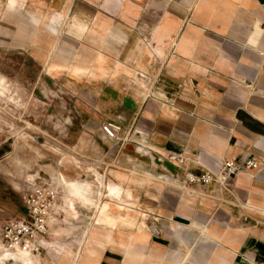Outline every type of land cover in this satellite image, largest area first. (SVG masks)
Wrapping results in <instances>:
<instances>
[{"label": "crops", "instance_id": "0c3cea01", "mask_svg": "<svg viewBox=\"0 0 264 264\" xmlns=\"http://www.w3.org/2000/svg\"><path fill=\"white\" fill-rule=\"evenodd\" d=\"M23 2L0 0V41L43 59L48 73L118 93L126 106L118 120L135 123L142 145L90 180L79 164L102 151L78 144L75 173L62 169L93 198L106 193L110 219L86 235L94 204L79 200L66 219L91 211L81 236L51 237L63 232L54 216L33 253L38 264H71L85 235L75 264H264V0H39L27 14L32 30L8 20ZM171 152L187 161L167 159ZM250 156L259 166L231 178L232 194L186 180ZM10 260L32 264H0Z\"/></svg>", "mask_w": 264, "mask_h": 264}, {"label": "rangeland", "instance_id": "374dc122", "mask_svg": "<svg viewBox=\"0 0 264 264\" xmlns=\"http://www.w3.org/2000/svg\"><path fill=\"white\" fill-rule=\"evenodd\" d=\"M6 1L3 0L4 5ZM35 1L39 0H24L8 18L9 23L14 22L11 21L13 18L16 21L22 19L21 28L32 30L27 14L33 11L32 7L35 8ZM13 47L6 41H0V74L5 76L13 90L22 88L29 94V99L25 108L16 106L11 100L0 102V243L4 245L2 225L11 218L22 217L27 213L23 203L26 191L37 184L53 185V173L51 176L45 170L51 164L63 173L62 166L67 167L74 174L75 163L81 162L83 158L77 157L76 150L77 147L80 149L78 144L81 141L89 149L93 142H97L101 149L98 152L102 151V154L96 153L93 156L90 153L91 158L87 157V161L91 163L85 161L79 164L81 170L90 174L85 175L90 180L94 179V170L104 172L108 167L114 168V165L116 168L123 166L121 155L134 154L142 146L138 141L139 131L135 128V123H121L118 120L126 107L119 104L122 100L118 93L99 89L94 80L86 76L78 78L68 72L48 73L44 70L43 59H35L28 50ZM97 96L101 98L97 100ZM109 120L122 126L120 139L111 138L103 131V124ZM83 133L92 137L82 139L79 134ZM140 153L138 162L145 155V152ZM59 157H63L64 161H59ZM167 159L163 161L168 162ZM36 169L40 174L35 181ZM28 174L34 175V186L28 185ZM59 186L55 187L59 203L62 201L56 210L58 219L54 215L49 223H53L52 219L56 218L63 227V232L60 235L52 233L51 237L58 236L57 239L61 242L74 244L90 221L91 211L82 206L83 215L79 221L66 219L70 216L64 211L63 199L59 194L66 189ZM140 209L141 206L135 205V210ZM46 251L42 252L44 256ZM74 253L70 254L71 263ZM12 257L20 258L18 255ZM5 264L22 263L10 260Z\"/></svg>", "mask_w": 264, "mask_h": 264}, {"label": "built area", "instance_id": "2783aa9c", "mask_svg": "<svg viewBox=\"0 0 264 264\" xmlns=\"http://www.w3.org/2000/svg\"><path fill=\"white\" fill-rule=\"evenodd\" d=\"M103 131L111 138H119L122 126L112 120L103 124ZM170 160H176L180 163L187 161V158L181 154L171 152ZM259 161L254 156L246 157L242 160L224 159L223 166L219 172L207 171L203 174L188 173L186 180L189 183L209 184L217 182L224 190L232 194V185L230 180L237 173L257 168ZM23 203L27 213L18 218L7 220L1 228L2 238L5 244L16 249L22 247L30 249L32 244L33 251H41L40 237L48 232V221L55 215V208L59 203L56 188L51 184L36 185L29 189L23 196Z\"/></svg>", "mask_w": 264, "mask_h": 264}, {"label": "bare ground", "instance_id": "6f19581e", "mask_svg": "<svg viewBox=\"0 0 264 264\" xmlns=\"http://www.w3.org/2000/svg\"><path fill=\"white\" fill-rule=\"evenodd\" d=\"M54 17H56L55 19L57 21L61 20V13L59 11H57L56 13H54ZM10 82H12V81H10ZM28 99H29V94H27L24 90H22V88H20V89L14 88V90H13L11 84L6 80L5 76L0 74V102L6 101V100H11L13 102V104H16V106H18V107L23 106L24 107L25 104L28 102ZM23 138H25V137H23ZM59 161L63 162L64 161L63 157L62 158L59 157ZM52 173H53V185H52V187L55 188V187L60 185L62 188L64 187L66 189V191L63 190L64 193L60 192L59 194H60L61 198L63 199V209L66 212L67 216L75 217L77 215V203L79 200L80 201L82 200L83 202L91 201L94 204V207H93L94 215L92 216L93 221L88 225V228L86 230V235L91 236L94 233L95 228L98 227V225H99V223H101V221H108V219H110V217L108 215V208H109V205L111 203L109 202L108 198L106 199L104 197V195L106 193H102L99 197H96V199H95V198H93V196H92L93 193L89 189L88 185H84L82 181L76 180V179L66 175L65 173L60 171L56 166L52 168ZM27 176H28V180H27L28 185L34 186V183L32 180L34 175L28 174ZM11 177H12V175H11ZM111 188H112L111 192H113L115 189L113 187H111ZM93 199H95V200H93ZM59 202H60V200H59ZM58 207H59V204L55 208V215H56V210ZM111 217H113V216H111ZM50 219H49V221H50ZM49 221H48V224H49ZM103 226H101V227H103ZM86 235L83 239L80 240V242H79L80 244L78 246L77 251L73 255V259H72L71 264H75L76 258L79 257L82 247L86 244V242H87ZM42 238L43 237H41V239ZM34 246H36V245L32 244L30 249H25L22 247H17L16 249H11L7 245L0 243V262L5 260V259H10L12 256L18 255L20 258L29 259L32 264H35V263L38 264V262H37L38 259L33 258V253L35 251H33L32 248Z\"/></svg>", "mask_w": 264, "mask_h": 264}]
</instances>
